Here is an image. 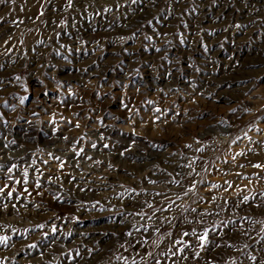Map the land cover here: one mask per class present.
Returning <instances> with one entry per match:
<instances>
[{"label":"rangeland","instance_id":"1","mask_svg":"<svg viewBox=\"0 0 264 264\" xmlns=\"http://www.w3.org/2000/svg\"><path fill=\"white\" fill-rule=\"evenodd\" d=\"M0 264H264V0H0Z\"/></svg>","mask_w":264,"mask_h":264}]
</instances>
